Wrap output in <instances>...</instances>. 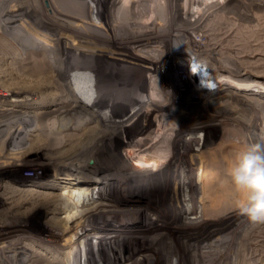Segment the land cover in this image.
Listing matches in <instances>:
<instances>
[{
    "label": "bare ground",
    "instance_id": "1",
    "mask_svg": "<svg viewBox=\"0 0 264 264\" xmlns=\"http://www.w3.org/2000/svg\"><path fill=\"white\" fill-rule=\"evenodd\" d=\"M261 2L264 0L259 1L260 6ZM24 3L0 0V32L23 46L40 35L37 41L42 39L43 47L34 48L48 50L46 56L55 66L50 63L47 69L26 72L0 66V153L7 155L0 158V200L1 205H9L4 210L14 215L20 209H25L26 216L38 211L46 215L49 234L37 237L41 241L38 246L20 237L19 243L0 245V260L3 264H165L164 260L193 264V259L183 258L182 250L158 249L163 235L155 225L147 232L114 235L126 238L107 244L98 240L105 228L96 235L89 229L73 230L90 218V227L98 228L100 220L133 207L142 214L151 209L153 224H178L195 214V222L203 226L220 218L226 226L242 223L238 203L243 196L228 177L241 147L223 131L226 123L218 108L227 106L232 98L263 105L256 98L264 96L260 82L264 74L255 70L259 65H250L252 61L235 60L232 67L225 65L218 43L206 40L210 33L204 23L220 11L250 21L252 8L243 0H74L73 13L52 8L53 15L67 22L59 24L47 21L44 12L33 23L36 10L22 11ZM82 8L88 12L78 10ZM171 42L182 44L176 50L175 75L167 76L159 73L156 65L167 58ZM188 53L193 58L189 66L184 63ZM190 81L199 85L192 89ZM176 97L186 99L185 104L179 105ZM202 102L212 106L206 109ZM191 109L197 113L189 115ZM199 117L210 124L206 132L195 131ZM5 126L13 131L6 134ZM220 128L224 139L216 143L210 131ZM117 141L125 144L117 145ZM89 160L95 162L90 170L84 165ZM49 167L54 169L53 179L11 180L2 173L5 168L35 172ZM56 168L68 171L73 178L63 171L58 174ZM81 174L88 175V183L101 175L126 177L132 186H121L123 192L109 197L100 194L102 189L76 188V176ZM168 174L179 176L178 181L167 178ZM177 184L186 190L181 191ZM191 193L195 197L192 202L177 206L179 199L185 200ZM131 222L126 219L123 227ZM13 226L21 231L22 222ZM4 229H0L1 235ZM131 235L134 241H130ZM145 246L153 248L142 251ZM199 253L197 247L191 255L195 258Z\"/></svg>",
    "mask_w": 264,
    "mask_h": 264
},
{
    "label": "rangeland",
    "instance_id": "2",
    "mask_svg": "<svg viewBox=\"0 0 264 264\" xmlns=\"http://www.w3.org/2000/svg\"><path fill=\"white\" fill-rule=\"evenodd\" d=\"M24 1L25 3L23 4L22 11L24 9L28 12L29 11L31 12L32 9L37 11V12L34 11L36 16L32 17V22L33 21L35 22L37 19H40L41 18L40 16H42L41 13L44 12L46 13V19H48L47 17H49L47 21H49L50 19L51 20L53 19L55 21L57 20L59 24L61 23L67 24V22H65L64 20H61V16L53 15L54 11L52 12V8L54 7L55 8L61 7L60 9H66L70 11V13H73L72 5L74 4V0H45V1L44 0H24ZM243 1L244 3L247 2V5L249 4L248 5L249 8L250 7L252 8L251 10L249 9V11H251L252 13L250 21L245 17L241 19L240 17L232 13L231 15L230 13H227L226 11L216 12L212 16H210L204 23L205 28L209 30V33H210L209 35L211 36V37L207 36L206 40L207 41L209 40L208 42L218 43V48H219L218 51H221V53L223 54L222 56L225 57V60H224L225 65L228 64L227 66L232 67V61H235V60L247 61L249 63H251L252 61L253 64L251 63L250 65L255 64L256 67L257 65H259V67L255 70H258L262 74H264V2H261V6H260V3H259L260 0H257V1L256 0H243ZM32 3L35 5H33ZM258 3L259 5H257ZM78 10H83V11L85 10L88 12V9H85V8L78 9ZM47 11H48V14H47ZM17 12L20 13L21 9L18 10ZM75 12H78V11H75ZM27 34H28V31H27ZM206 35H208V33ZM38 37H41V36L37 34L36 37L32 38L34 42L29 43L28 45L29 47H28V46H23L22 45L23 43L13 41L10 38V36H8L5 33L0 32V58H1L0 66L4 65V68L8 67V69L12 66L10 68L11 71L26 72V71L35 70L34 68L37 69L38 67L42 69L44 67L45 69H47V67L50 66V63H52L51 65H54V62H52L54 60L51 61V58L49 56L48 57L46 56L49 53L48 50L47 51L45 50L46 53L44 51L36 50V48L39 49L43 47V45L40 44L42 43L43 40L41 39L40 42L39 40L37 41ZM27 38L31 39L29 37ZM179 44H180L179 42L178 43L171 42V45H170L171 48L170 49L167 48V51H166V53H168L169 55L167 54L166 56L167 58H165L164 61L160 65H156L157 71L161 73L162 75L169 76L170 73L174 74L175 71H174L173 64L175 62V58H177L176 50L179 48V46L182 43L180 45ZM183 44L185 43L183 42ZM34 46L36 48H34ZM11 48H14V49H11ZM184 59H185L184 63L188 66L193 61V58L191 57L190 53L184 56ZM127 61L129 60L126 59L125 62ZM147 63L151 64L148 61ZM245 65L249 66V64H245ZM225 75L228 76L227 74ZM182 76L184 79L187 77L185 73H183ZM174 78L176 77L174 76ZM197 78H198V81H201V79H199V76ZM215 79L217 78L215 77ZM215 79L213 80L211 79L210 81H214ZM260 82L264 84V78L261 79ZM196 85H199V84L198 83L195 84L194 81L189 82V87L192 89L195 88ZM234 92L237 93L236 90H234ZM196 96L197 95H195L194 97ZM176 99L178 100L179 105L185 104L183 102H185L186 99L183 100L181 97H176ZM256 99L264 103V96L260 98L257 97ZM202 103L204 105L203 107H205L206 109H209V107L212 106V104H208L210 106H206L204 102ZM220 103L222 104V102H217V105H219ZM227 103H228L227 106L219 107L218 111H219V115L225 120V123H226L225 126H223L225 128L223 131H226V132L228 131L229 135L232 136L229 139L234 141V143H236L238 147H241V148H238L237 152L242 151L247 146L254 144L258 141H264V104L260 106L257 102L256 104L255 101L254 103L249 102V101L248 103L247 102L245 103L244 100H241V99L238 100L237 98H234V99L232 98L231 100L228 99ZM196 113L197 112L194 109H191L189 115L190 114L195 115ZM199 114L203 115V112ZM189 115L183 114L182 116L189 117ZM199 118H198L199 120L196 123L195 131L206 132L209 129L210 124L207 122V120L204 119V117H199ZM113 120L116 124L119 123L117 119L116 120L113 119ZM9 127L11 126H5L4 128V131H6V134H10L13 131V129L11 128L9 129ZM210 134L216 137V143L224 139L223 137L224 134L221 128L218 131H215V130L210 131ZM15 136L14 138H16ZM124 142L125 141H117L116 144L117 145L125 144ZM196 145L200 146L201 144L197 143ZM204 145L206 146V144ZM5 153L6 152L0 153L1 159H5L7 157ZM103 154H105V152ZM2 155L4 157H2ZM85 164L87 165L88 170H90L91 168L93 169L95 162L89 160L88 163L84 162V165ZM56 169H57L58 174L60 173L62 174L63 170H61V168H56ZM2 173H4V177L6 176L8 179L12 180L15 178V179H19L22 181H27L28 179H32V178L33 179L34 178L53 179L55 177L54 169L52 168L51 170V167L39 168L35 172L30 169H23V168H18V169L5 168L3 169ZM63 173L65 175L68 174L67 177H70V178L73 176L69 174L68 171H63ZM171 174L166 175V177L177 182L178 181L177 178L179 177V176H175L177 173L174 174V177H172ZM81 175L80 177L76 176V179L78 181L77 182L78 186L76 188L83 189L84 187V189H87L90 186L91 188L97 191L102 189L100 191V194L108 195L109 197L113 195V192L115 194L117 192H123V190L121 189V186H132L131 184H129L130 181L127 180L126 177H118L117 175H110V176L101 175L97 177L96 180H94V182H91V183H88L89 181L86 179V177L88 176L87 174H84L82 176ZM176 187L177 188L180 187L179 189L180 190L182 189L181 191L183 192L186 190L185 186L183 185L177 184ZM149 192L150 190L146 191V193H149ZM126 193H129V191H126ZM193 194L194 193H191L189 197L186 198L185 200L179 199L177 206L182 205L183 203L192 202L195 199ZM111 199H113V197H111ZM115 202L116 201L114 200L111 202V204L113 205L115 204ZM1 204L3 203H1V200H0V211L2 210L0 212V229L5 228L4 229L5 233L3 235L0 234V245L5 244L9 241H15L16 243H19L18 237H20L24 241L31 240L32 242H35L36 245L38 246L39 242L37 241H40V239L37 240V237H41V236H45L49 234L47 230L48 226L45 225L46 215L41 214L38 211V212L32 213L33 215L31 214V215L26 216L23 214L25 209L24 210L20 209L19 211L21 212L17 213V215H14L11 211L4 210L5 207H8L9 205L7 206V205H1ZM20 214L24 216L22 217V215ZM94 215L99 216V217L101 216V214H99L98 212H95ZM59 216L61 217V215ZM134 216H137V218L133 219ZM151 217L153 218V212L151 209H146L142 214L141 210L133 207L129 210H126V212L124 213L115 214L114 216H110L109 218H104L102 221L100 220L99 222L100 226L98 228L90 227L91 222L89 220L92 219L90 218L89 220H87V222H84L82 225H80L78 229L73 230V232L77 233L78 231H81V230L84 231L86 229H89L88 231L89 233L93 231L91 235H96V232L99 231V229L105 228L103 236H101L100 239L98 240L100 241V244H107V243L115 242V241L120 242L126 238V236L125 237L121 236V238L120 237L113 238L114 235H117V234L122 235L123 233L129 232L132 230L138 231L137 233L147 232L146 229L148 227H152L155 225L159 228L161 227L160 229L161 235H163L162 237H159L160 242L158 244V247H159L158 249L163 250V249H167L170 247L176 253H180V251L182 250L183 258L186 257L185 259H188V258L193 259V262H194L193 264H214V262L216 263L219 262L218 264H240V263L241 264H255L256 261H257L256 264H264V224L253 226L249 224L244 217H242L240 218L241 220L239 219V222L242 221V223L238 226H236L237 224L226 226V224H224L221 218L217 220H213L212 222H208L206 226H203L201 223L197 224L195 222L197 220V215L195 214V215L187 217L186 219L181 220L178 224L173 223V225L167 226L166 224H160V223L153 224ZM22 218L24 219V221ZM126 219H131L132 222L129 224L130 227L128 225L126 227H123L125 225ZM16 221L22 222V227L19 228V230L21 231H18V228H11L15 224ZM103 224H107V225H103ZM212 224H215V225L212 226ZM69 235L71 236L73 234L70 233ZM70 236H67V238ZM7 237H8V240L6 239ZM133 237L134 235L129 236L130 241H134ZM42 241L47 244L46 239ZM63 243H66V242L64 241ZM51 247H56V246H51ZM197 247H198V250L200 251L199 253L200 255L198 254L199 257L198 255L197 256L195 255V258H193V256L191 255V252L193 249ZM149 248L151 249L153 247L145 246L141 250L146 251L145 249L148 250ZM185 249H187L188 252H185ZM216 249H218V251ZM213 250L215 252H213ZM207 254L210 256H208ZM9 258L11 259V257ZM9 258L8 260H10ZM252 259L254 260V262L252 261ZM258 259H262V261L259 263ZM164 262L165 264H168L167 260H164ZM0 264H3L1 260H0ZM41 264H44V263H41Z\"/></svg>",
    "mask_w": 264,
    "mask_h": 264
},
{
    "label": "clouds",
    "instance_id": "3",
    "mask_svg": "<svg viewBox=\"0 0 264 264\" xmlns=\"http://www.w3.org/2000/svg\"><path fill=\"white\" fill-rule=\"evenodd\" d=\"M228 177L243 196L238 203L239 214L253 226L264 224V141L238 152Z\"/></svg>",
    "mask_w": 264,
    "mask_h": 264
}]
</instances>
